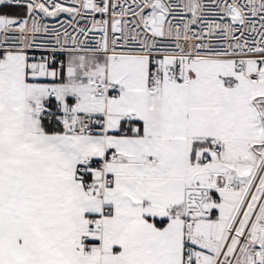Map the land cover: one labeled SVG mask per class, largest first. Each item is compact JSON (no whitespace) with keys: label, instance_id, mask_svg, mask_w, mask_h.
Returning <instances> with one entry per match:
<instances>
[{"label":"snow or ice","instance_id":"snow-or-ice-1","mask_svg":"<svg viewBox=\"0 0 264 264\" xmlns=\"http://www.w3.org/2000/svg\"><path fill=\"white\" fill-rule=\"evenodd\" d=\"M0 264H264V0H0Z\"/></svg>","mask_w":264,"mask_h":264}]
</instances>
